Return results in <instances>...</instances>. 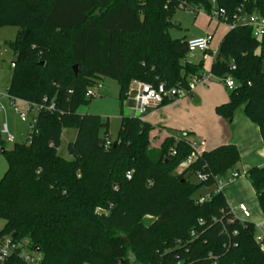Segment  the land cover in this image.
<instances>
[{
    "label": "trees",
    "instance_id": "trees-1",
    "mask_svg": "<svg viewBox=\"0 0 264 264\" xmlns=\"http://www.w3.org/2000/svg\"><path fill=\"white\" fill-rule=\"evenodd\" d=\"M211 1L0 0V28L19 29L9 44L15 62L8 98L54 105L37 112L25 142L3 150L0 247L9 239L22 248L0 264H25L20 255L35 250L37 264H264L255 226L236 219L214 189L239 162L234 145L201 152L176 174L191 154L189 133L152 149L153 127L121 117L117 139L109 142L106 122L78 113L90 102L85 92L104 79L117 83L120 102L133 82L160 93V106L176 98L169 100L171 92L189 95L202 66L181 64L187 41L170 39V18L181 4L210 14ZM213 1L228 23L240 15L264 19V0ZM263 63L264 35L255 38L238 25L222 37L209 74L235 83L216 116L229 122L243 107L264 152ZM63 130L75 133L69 160L57 153ZM3 144L0 134V150ZM244 176L264 218V167ZM202 188L213 190L198 203Z\"/></svg>",
    "mask_w": 264,
    "mask_h": 264
},
{
    "label": "rangeland",
    "instance_id": "rangeland-1",
    "mask_svg": "<svg viewBox=\"0 0 264 264\" xmlns=\"http://www.w3.org/2000/svg\"><path fill=\"white\" fill-rule=\"evenodd\" d=\"M264 20V19H263ZM171 26L168 29V35L171 40H191L205 36V34L212 35V43L210 45L211 52H214L219 41L226 33V27L223 24L217 25L216 20L210 17V14L204 10L195 11L192 14L189 10L176 9L170 18ZM19 29L15 26H6L0 28V106L2 107L0 113V130L3 126L6 127L8 135L12 137V142H7L5 137L2 136L4 141L3 149L7 152L13 149L15 144H20L26 141L27 136L30 133V124L37 116V112L33 109H29L26 104H22L19 101H14L17 108V112L13 111L12 100L8 98L7 87L9 85L12 76V65L15 62V56L9 48V44L14 42ZM185 63L202 66V72L208 74L211 57L203 56L202 54L194 53L187 54L185 59L181 61V64ZM262 71L264 72V63L262 64ZM101 84L103 85V92L100 98H93L89 104L79 108L78 113L81 115H95L99 116L102 121L107 123V134L106 137L109 142H113L117 139L118 130L120 126L121 117L127 118L133 114L132 108L134 106L133 101H130L127 97L124 101L118 100V85L115 81L104 79ZM226 95L229 91L224 92ZM185 101H190L189 98L182 97ZM197 99L194 100L196 102ZM179 108L183 109L182 105L179 104ZM134 116V115H132ZM141 116V115H140ZM139 115L137 118L142 119ZM201 118L197 117L192 119H183V122L191 124L192 130L195 132V138H202V131L204 128L201 127ZM74 131L63 130L61 133L60 145L57 149V153L60 157L69 160L70 157L67 153V144L70 141V136ZM174 137H180L181 133L178 131H169ZM103 136V132L100 133ZM191 137V140H196ZM162 142V134L150 137V148H159ZM0 150V151H1ZM8 169V163L5 155L0 154V181L2 180L5 172ZM183 167H178L175 170L176 174H180ZM234 170L239 172V180L245 179L249 184V181L244 176V172L237 169V165ZM189 181L193 184L197 183V179L194 176L189 177ZM250 187V186H249ZM212 188H202L197 197H205ZM245 193L247 191L245 190ZM249 200L254 199L252 194L248 191L247 193ZM250 206L255 209L256 204L251 201ZM4 222L0 220V231L2 230ZM24 255L33 261L40 260L41 256L35 252L24 251Z\"/></svg>",
    "mask_w": 264,
    "mask_h": 264
},
{
    "label": "crops",
    "instance_id": "crops-1",
    "mask_svg": "<svg viewBox=\"0 0 264 264\" xmlns=\"http://www.w3.org/2000/svg\"><path fill=\"white\" fill-rule=\"evenodd\" d=\"M216 23L217 25L222 24L217 21ZM224 26L227 30L229 29L226 25ZM218 45L214 52L217 51ZM214 52H211L210 48V50L205 53H194L211 57V67L215 60V56L213 55ZM209 71L208 74L202 72L201 75H209ZM132 88V84H130L127 95L129 100L133 101L134 104L135 94ZM225 91L226 89H224L217 79L211 78L204 87L196 86L190 88V94L186 95L190 101H185L182 99V97H176L175 99L173 98L174 100H170L171 102L168 104L154 109H147L145 113L140 116L142 118L140 120L153 127L150 137L156 136L157 133H161L162 142L168 137H172L174 139L179 138L174 137L169 131H178L181 134L189 133L187 139L190 142L204 143V147L201 152L213 150L221 145H234L239 155L237 169H241L244 173L252 168H262L264 167V152L262 150L261 137L257 126L248 120V118H246L244 115L243 107H239L235 110L233 117L229 122L221 120L215 114V108L225 104L228 101L229 94L226 95L224 93ZM195 99H197L196 102H194ZM179 104L182 105L183 109L179 108ZM132 112V115L134 116L131 115L129 117H137L134 112V106L132 108ZM190 117L192 119H196L197 117L201 118V127L204 128V131H202V138L196 139L194 134L195 132L192 130L193 128H191V124L183 122V119H188ZM74 137L75 133L73 132L70 136V141L73 140ZM191 137L195 138L196 140H191ZM180 167L185 168V166ZM233 172L238 174V178L222 184L220 187V192L222 193L229 207L233 210V214L238 220L252 223L255 226V237H258L261 231L264 232V218L260 212V209L258 208L255 194L250 186V183L248 184L245 179L239 180L238 170H234ZM245 190L247 193L249 191L254 199L249 200ZM210 192L206 196H208ZM253 200L256 204L255 209L250 206V203ZM240 204L244 205L248 211L249 216L246 219L243 218V215L236 209V207Z\"/></svg>",
    "mask_w": 264,
    "mask_h": 264
},
{
    "label": "built area",
    "instance_id": "built-area-1",
    "mask_svg": "<svg viewBox=\"0 0 264 264\" xmlns=\"http://www.w3.org/2000/svg\"><path fill=\"white\" fill-rule=\"evenodd\" d=\"M211 6H212V9H211L210 17L216 20L217 22H220L226 25L229 29L232 27H236L238 25L245 26L251 29L252 36L255 38H259L264 35V20L263 19L255 15H240V16L233 17L232 22L228 23L224 10L217 9L215 6V2L213 0L211 1ZM180 9L182 10L190 9V12L192 14H194L195 11H200V9H195L189 6H185L183 4L180 5ZM211 43H212V35H205L203 37L191 39L187 41L186 43L187 51L188 53H194V52L205 53L210 50ZM216 52H214L213 54L214 56H216ZM231 69H233V67H231ZM211 78L213 77L209 74V75H201L199 78L192 79L190 83V88H193L196 86L204 87L207 85V83L210 81ZM218 82L224 87V89H226L229 92L235 88V83L230 77H227L222 80H218ZM132 87H133L132 90L135 94L134 95V112L136 115L140 116L143 113H145L147 109H150V108L154 109L160 106L162 102V96L160 95V93H156L152 91L149 85L139 83V82H133ZM102 92H103V85L101 83H98L94 87L89 88L85 92L84 98L87 100H91L93 98H100L102 96ZM151 92L154 93L152 96L150 95ZM175 94H176V97H185L187 95L182 90H177ZM11 100H12L13 111L17 112V108L14 104V101L16 100L14 99H11ZM19 102L22 104H26L29 107V109H33L36 112L43 110V109H46L47 111L54 110L53 104H50L48 107L43 108L42 106L30 105L23 101H19ZM1 110H2V107L0 106V113H1ZM31 130H32V126L30 125V131ZM0 134L5 137L7 142H12L13 139L12 137L8 135V132L5 126H3V128L0 130ZM189 145L191 148V154L181 166L187 167L189 164L193 163L196 160V158L201 154V150L204 147L203 142L195 143V142L189 141ZM171 154L174 155V152L171 151ZM126 178L130 179L129 173L126 175ZM236 178H238V174L233 172L229 174L225 182L221 180H217L214 186L215 192L219 193L220 187L222 184L230 182ZM197 179L200 182H204L206 180V177L203 175H198ZM207 198H209V195L199 199L198 203H203ZM236 209L243 215V218L245 219L248 218L249 214L244 205L240 204L236 207ZM230 210H231V213L233 214L234 213L233 210L231 208ZM255 240L259 248L261 249V251L264 252V232L261 231L260 235L258 237H255ZM21 248H22V245L20 243H13L9 239H6L3 245L0 247V261H3L5 258H7L12 251L19 250ZM20 257L22 258L25 264H37L38 262V260L33 261L32 259L26 257L24 253H22Z\"/></svg>",
    "mask_w": 264,
    "mask_h": 264
},
{
    "label": "water",
    "instance_id": "water-1",
    "mask_svg": "<svg viewBox=\"0 0 264 264\" xmlns=\"http://www.w3.org/2000/svg\"><path fill=\"white\" fill-rule=\"evenodd\" d=\"M216 59H218V58H216ZM72 71H73L74 75H76V73H77V67L74 66V67L72 68ZM162 90H163V87L161 86V87H160V92H162ZM153 94H154L153 92L150 93L151 96H152ZM174 95H175V92H171V93L169 94V100H173ZM2 153H3V150L0 151V154H1V155H2ZM35 252H38V251L35 250Z\"/></svg>",
    "mask_w": 264,
    "mask_h": 264
}]
</instances>
